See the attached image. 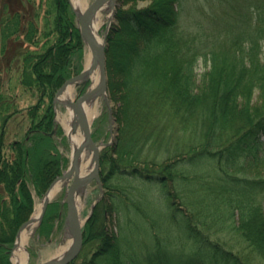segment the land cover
<instances>
[{"label":"trees","instance_id":"1","mask_svg":"<svg viewBox=\"0 0 264 264\" xmlns=\"http://www.w3.org/2000/svg\"><path fill=\"white\" fill-rule=\"evenodd\" d=\"M152 1L144 11L118 9L108 32L116 132L100 158L108 193L70 264H136L108 222L113 212L117 221L132 219V209L141 215L135 191L123 187L133 179L168 201L192 242L186 264H264V6L242 12L248 20L239 16L221 40L215 24L224 22L222 13L193 29L180 19L183 0ZM76 23L69 0H0V264H12L34 195L44 196L67 166L54 98L83 68L86 45ZM21 91L30 105H20ZM205 165L214 166L212 178L199 172ZM223 201L245 252L218 237L209 211ZM49 208L36 230L45 237ZM165 254L148 260L168 264Z\"/></svg>","mask_w":264,"mask_h":264},{"label":"rangeland","instance_id":"2","mask_svg":"<svg viewBox=\"0 0 264 264\" xmlns=\"http://www.w3.org/2000/svg\"><path fill=\"white\" fill-rule=\"evenodd\" d=\"M85 1H86L85 6L87 7L91 5L92 2L95 0H85ZM152 3H153L152 0H134V1L116 0V7L114 8V10L110 9L109 5H107V8L101 10L102 11L101 19L103 24L100 29V36L102 37V39L104 40L106 34H107L106 36L107 39L109 35L108 32H110L114 23L116 24L115 22L116 11L118 9L120 8L125 10L134 9V11L139 12L148 9L152 5ZM262 5L264 6V0H183L180 5V9H181L180 19H182L183 23L187 24L188 27L190 26V24L193 23L192 24L194 26L193 29H197L199 23H202V25H206V21L209 22V18L219 17V15H221L222 13L224 17V22L222 24H215V28H217V30L219 31L221 40L222 39L225 40L226 35H228L226 31L228 29L232 30L233 27L231 25H236L238 23L236 22L235 24H232L235 19H237L240 16L241 20L242 18L245 19L246 21L248 20V18H244V16H242V12L245 13L246 11H253L254 13L256 9L255 7H260ZM101 11H99V13ZM239 12H241V15L239 14ZM108 13H111V17L107 19L106 17ZM226 15H228L229 19H225ZM218 21L221 22V20ZM248 22H246V25H248ZM262 42H263L262 45L263 54H261L260 57H262V59L264 60V40ZM105 44L107 45V40ZM88 51L89 49L88 47H86L84 53V63L82 65L83 68L81 69L80 73L83 70H85L87 66L86 54L90 52ZM106 63H107V58H106ZM105 65L107 66V64ZM203 69H205L204 62L200 60L197 69L198 73H202L204 71ZM73 86L74 89L71 92V97L69 100L70 102H75L79 98V96H81L87 90H89L92 86V81L89 80V81L79 82ZM18 95L20 96V105L23 107L30 105L33 102L29 94L24 93L23 91L19 92ZM62 95L59 96L58 98L59 100ZM109 95L110 93L108 87L107 96L105 97L99 96L96 98L97 101L99 102L98 115L91 122L89 121L91 124L90 128L92 130V137H93L92 139H94L96 144H98L99 146L106 143H110V145H112L114 142L113 137H115L116 135L115 127H114L115 126L114 118H113L114 123L112 126L113 132H111L110 117H109L110 112L107 102L105 100V98H108L110 100L111 103L110 106H112L111 108L113 110L114 104L112 103V100ZM65 103L66 102L63 101L56 103V121H57V125L59 126L60 130H62L63 133V136H60L59 139H57L59 140V142H61L59 151H61L64 157H66L67 159L66 161H68L66 168L62 171V174L69 169L71 164L70 160L72 159V154H73V150H72L73 144L70 140V136L67 133V125L65 124L68 121V118H70V112L73 111L74 114V110L70 105H67ZM75 123L77 124V121L74 119L71 124V127L74 126ZM78 129L81 130L79 125H77V130ZM62 137H65L66 139L65 146L62 144L63 143V140H61ZM262 141H264V137ZM103 148H101L102 150L100 152V158H101V153L104 150ZM100 167H101V159H100ZM213 167L205 165V167H202L199 172L204 176L207 175L209 178H212L216 174V170ZM262 172L264 173V171ZM102 179L103 178L100 170V182H98L97 180H92V182H90L83 190H81L82 193H80V196H78V201H79L78 213H80V218L84 223L83 231L87 225V222H89L92 216L93 213L92 211L94 210L95 206L108 193L106 188L104 187V183ZM55 180L51 183L53 184ZM140 181L141 180L139 179L138 180L133 179L132 182H129L128 184L125 182L123 184V187L124 189H127L129 191L131 190L135 191L134 199L137 200L136 202L138 204H141L142 206L141 215L138 216L135 210L132 209L131 210L132 219L121 218L120 221H117L118 220L116 218L117 215L116 213L113 212V215L109 216V221H108L109 228L115 233H118L119 236L122 238V241L125 246V250L131 248L133 249L132 252L134 253L137 260L136 264H156V263H151L150 261L151 260L154 261V259L156 260V258H159V255H161L162 253H166L165 257H167L166 261H168V264H186L187 259H189L192 253L191 240L188 239V236L185 234V232L182 231V228L176 226L175 223L173 222L172 214H171L172 208H169L170 207L169 203L166 199H164L163 194L157 191L158 189L147 190V188H144L145 186L143 187L142 185L143 182ZM68 183L70 184L69 181ZM57 193L58 194H56L55 197L52 198L51 202L48 203V206L50 205L49 216H48L50 224L48 225L51 226V232L49 236L45 237L44 234L40 235L37 233L36 230L41 224L38 225L36 224L30 231L31 236L29 237L26 245L24 246L27 252V264H40L44 261L55 258L54 255L56 254V252L61 247L65 246L70 240L73 239L72 235L70 234L67 228V224H65L67 210H68L67 203H65L66 187L63 186L62 189H60V192ZM44 196L39 197L37 195H34L35 198L34 211L32 214H30L31 215L30 218L34 216L37 207L39 205H41L42 207ZM177 203L178 201L173 205L177 206ZM214 206H215L213 207L214 210H211L209 212L216 215V217L214 218L217 221L218 224L217 227L219 231L221 230L219 232L220 235H218L219 239L221 241L228 242L229 246L235 248L233 249L234 252L236 253H238L239 251L245 252L244 248L247 246H245L244 241L242 240L241 236L234 229L233 226L232 209L229 207L228 204H226L225 201H223L220 205L216 204ZM120 225L123 226L124 228L121 231L119 227ZM213 237L214 239L218 238L216 236ZM14 252L15 249L12 250L10 254V261L12 264H14L12 258ZM149 256H151L152 258L150 261L148 260ZM80 262L81 260L77 261V264H79ZM130 263L134 264L132 262Z\"/></svg>","mask_w":264,"mask_h":264},{"label":"water","instance_id":"3","mask_svg":"<svg viewBox=\"0 0 264 264\" xmlns=\"http://www.w3.org/2000/svg\"><path fill=\"white\" fill-rule=\"evenodd\" d=\"M73 10L74 14H76V20L77 24L80 29V33L82 36V39L84 41V45L88 47L91 55V64L90 66H86L85 70H83L80 74L75 75L68 79L62 87H60L58 93L56 94V97L54 98L55 105L57 102H61L58 98L60 95L63 94L64 90L68 88L67 86L70 85H76L79 82L83 81H89L90 80V74L94 72L96 69L99 70L100 75V82L99 84L94 87L87 90L84 94L79 96V98L75 102H69L66 103L67 105H70L74 110V119L77 121V124L73 126V131L75 132L77 130V125H79L80 129L84 133V140L82 141L79 146L76 148H73V154L71 164L69 169L63 173L61 176H59L55 182L50 186L48 191L46 192L44 198H43V205L41 208V212L39 214L38 218L31 217L26 223L21 225L17 236H16V242L14 244L13 250L17 247V242L19 240V236L21 235L22 231L27 229L29 226L34 224H41V221L43 220V217L45 215L46 209L48 207V203L51 202L52 198L49 197L52 187L57 181L63 180L64 182H67L65 185L66 187V195L65 200L67 203V216H66V223L67 228L72 235L73 244H70V249L63 254L61 257H55L52 259H49L47 261H44L40 264H70L73 262L79 254L82 252L83 246H84V231L83 226L84 223L80 218L79 208L76 202V197L80 196L81 190H83L92 180H97L100 182V152L101 148L106 147L110 145V143L102 144L99 146L96 144L94 139H92V130H91V124L88 121L86 115L83 111V105L85 102H89L90 99H93L95 97L99 96H107L108 93V78H107V66L106 64V36L104 40H102L101 43L98 42L96 37L92 34L91 29V23L94 19V17L97 15V13L105 8V6L108 4L110 9H113L116 7V0H95L92 2L91 5L87 6L84 10L79 11L77 10L74 5L71 3L72 1L69 0ZM109 112H110V127L111 132H113V123L114 120L113 116V110L110 103V100L108 98H105ZM56 129H54L53 133H55ZM85 149H90L93 152V168L90 170V173L86 176L81 175L80 171V164H81V156ZM70 182V184L68 183ZM69 184V185H68Z\"/></svg>","mask_w":264,"mask_h":264},{"label":"bare ground","instance_id":"4","mask_svg":"<svg viewBox=\"0 0 264 264\" xmlns=\"http://www.w3.org/2000/svg\"><path fill=\"white\" fill-rule=\"evenodd\" d=\"M72 4L74 7L82 11L85 9V0H71ZM108 5V4H107ZM107 5L105 8H107ZM101 13H97V15L94 17L92 23H91V29H92V34L96 37L99 43L102 42V37L100 36V29L102 26V19H101ZM111 17V13H108L107 19ZM89 52V51H88ZM87 55V66H90L91 64V55L90 52ZM90 80L92 81V86L91 88L96 87L99 82H100V75L98 69H96L94 72H92L90 75ZM75 85V84H74ZM66 90L64 91L63 95L60 97V100L66 103H69L70 97H71V92L73 91V85L67 86ZM97 97L90 99L89 102H85L83 105V111L84 114L86 115L88 121H92L97 115H98V109H99V102L96 99ZM65 103V104H66ZM74 114L73 111L70 112V118H68V121L66 122L65 125H67V133L70 136V140L73 144V148H76L79 146V144L82 143L84 140V135L81 132V130H76L75 132L73 131V126L71 127V124L74 120ZM93 152L90 149H85L84 152L82 153L81 156V164H80V171L82 176H86L87 174L90 173V170L93 168ZM67 182H64L63 180H60L54 184V186L51 189V192L49 197H55L57 192H60V189H62L63 186H65ZM76 202L78 205V196L76 197ZM80 204V203H79ZM79 207V205H78ZM41 205L37 207L36 213L34 214V218H38L39 214L41 212ZM34 227V225L29 226L27 229L23 230L21 235L19 236V240L17 242V247L15 249V252L13 254V263L14 264H27V252L26 248L24 247L31 236V229ZM70 244H73V240H70L65 246L61 247L56 254L54 255L55 257H61L63 254H65L71 247Z\"/></svg>","mask_w":264,"mask_h":264}]
</instances>
